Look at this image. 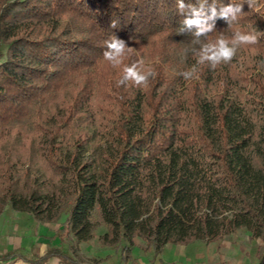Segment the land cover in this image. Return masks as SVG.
Instances as JSON below:
<instances>
[{
  "label": "trees",
  "instance_id": "1",
  "mask_svg": "<svg viewBox=\"0 0 264 264\" xmlns=\"http://www.w3.org/2000/svg\"><path fill=\"white\" fill-rule=\"evenodd\" d=\"M231 2L243 0H183L205 16L216 8L213 30L196 37L178 34L177 0H0V146L18 129L45 168L9 151L0 198L43 222L66 214L59 245L11 249L0 263L101 264L109 256L77 255L104 227L109 264L131 260L138 238L157 255L240 228L264 264V0L230 26L219 13ZM236 31L258 42L216 68L197 62L221 38L232 47ZM112 34L133 48L115 68L102 55ZM133 63L155 75L119 86Z\"/></svg>",
  "mask_w": 264,
  "mask_h": 264
},
{
  "label": "rangeland",
  "instance_id": "2",
  "mask_svg": "<svg viewBox=\"0 0 264 264\" xmlns=\"http://www.w3.org/2000/svg\"><path fill=\"white\" fill-rule=\"evenodd\" d=\"M22 133L18 129H13L9 136L5 138L0 146V169L3 167V161L6 154L9 151L17 158H21L24 164L28 165L30 159L33 162L34 168L37 169L44 166L40 159L37 149L33 146L32 137H22ZM102 145V144H101ZM102 149H92L87 155L89 157L99 156ZM38 164V165H35ZM66 219V214H62L59 220L55 222H43L28 213H23L15 210L12 206L4 202L0 198V253H4L11 249L23 248L27 254L32 255L34 250H37L40 254L46 252L47 248L52 245H59L60 238L58 237V231L63 227V223ZM105 231V228H99L96 232V237L86 243L79 245V254L77 258L83 263H90L94 260L105 259L109 256L107 261L101 264H109L115 259V251L109 246L103 245L98 236ZM251 244V242H246ZM250 247L249 256L252 259V264L257 263L256 256ZM0 264H28L21 260L9 261ZM48 264H58L56 258L50 259ZM126 264H137L136 260L132 256Z\"/></svg>",
  "mask_w": 264,
  "mask_h": 264
},
{
  "label": "clouds",
  "instance_id": "3",
  "mask_svg": "<svg viewBox=\"0 0 264 264\" xmlns=\"http://www.w3.org/2000/svg\"><path fill=\"white\" fill-rule=\"evenodd\" d=\"M244 3H247L249 9L256 7L257 0H243L241 3H229L224 7L219 15L225 19L231 17L229 25L233 22H237L239 17L244 14L242 11ZM177 8L181 14L184 15L182 20V27L178 30V34H182L185 30L191 31L195 29L194 35L199 37L202 34H206L213 30L214 25L208 23L209 20L214 19L217 16L216 8H211V16H205L203 13V4L197 9L193 5H185L183 0H177ZM112 28L117 27V22L112 21ZM258 42V34L256 32L244 33L236 31L234 39L232 40V47L228 46V41L221 38L216 44L205 45L198 58V63H203L205 60L212 63L213 68L223 63L230 62L239 46L252 45ZM133 51V48L129 47L127 42L116 35L112 34L109 39L104 41V51L102 53L103 58L108 61L112 67H118L123 64L126 56ZM143 64V61H139ZM194 74L193 71H187L181 73L185 79H190ZM155 73L148 69L146 74H142L137 71V65L133 63L131 66H125L123 68L122 78L118 81V85H123L125 81H132L136 86H146L148 83V76H154Z\"/></svg>",
  "mask_w": 264,
  "mask_h": 264
},
{
  "label": "crops",
  "instance_id": "4",
  "mask_svg": "<svg viewBox=\"0 0 264 264\" xmlns=\"http://www.w3.org/2000/svg\"><path fill=\"white\" fill-rule=\"evenodd\" d=\"M246 242H250V234L240 228L218 243L168 244L161 253L153 255L138 238L132 255L137 264H252L251 244Z\"/></svg>",
  "mask_w": 264,
  "mask_h": 264
}]
</instances>
